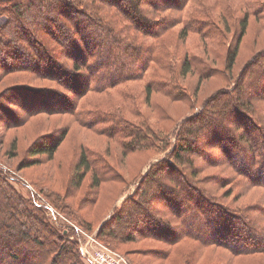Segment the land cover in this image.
<instances>
[{
    "label": "trees",
    "instance_id": "obj_1",
    "mask_svg": "<svg viewBox=\"0 0 264 264\" xmlns=\"http://www.w3.org/2000/svg\"><path fill=\"white\" fill-rule=\"evenodd\" d=\"M22 1L26 2L20 9ZM22 1L0 0V4H7L1 9L3 13L9 8L15 14L6 15L7 20L0 24V80L27 72L56 85L41 89L21 87L24 99L18 106L26 115L11 116L13 126L25 123L28 115L69 116L83 127L114 138L126 127L124 117L117 118L99 104L83 106L81 100L90 94L101 95L122 85L142 82L146 83L147 100L152 93H158L172 102H185L194 110L199 101L187 90L183 79L189 74L198 75V83L211 77L222 78L227 85L207 98L200 111L175 125L171 133L176 134L177 140L174 158L182 162L186 160L182 154L192 153L204 161L213 160L215 155L206 154L204 148L209 144L203 139L198 142L210 131L214 135L210 144L220 150L222 161L248 186L264 188V50L258 51L237 74L234 72L249 20L254 16L259 21L264 7H257L253 13L248 0H242L240 8L245 7V12L237 28L229 16L223 17L224 27L219 20L196 16L186 22L190 0ZM16 23L19 25L12 30L10 25ZM178 25L182 26L181 40L192 33L202 39L223 34L227 39L233 26L236 31L226 43L223 66L218 65L215 53L206 56L191 54L188 48L181 50V46L180 51L172 48L169 34ZM7 29L14 35L9 36ZM31 99L35 101L29 103ZM138 125L142 127L140 131L125 142V154L159 140L162 145L158 148H169V133L155 129L145 120ZM69 127L65 125L37 140L30 155L47 154L53 158ZM145 132L153 137L150 142ZM81 162L86 171L91 169L86 156L82 155ZM160 163L141 180L135 192L139 197L131 195L125 199L119 210L102 223L97 234L101 241L163 242L170 247L168 250H144L161 259L169 257L171 247L186 240L205 248H223L235 257L264 256V226H259L255 222L258 219L248 210L264 216L263 206L233 210L218 201L211 187H198L189 180L184 171L177 169L174 159L163 158ZM192 172L197 178L199 171ZM83 178L81 174L78 185ZM218 181L210 178L199 182L217 185ZM52 198L56 208L70 207L69 203H62L60 194ZM41 211L44 210L13 190L0 168V264H46L50 254L53 255L47 264H61L63 253L68 251L73 256V263L69 264L81 261L79 241L66 237L64 233L69 230L63 233L60 224L48 221L40 215ZM21 244L47 249L37 259L30 255L34 254L33 249L29 253L22 247L14 248Z\"/></svg>",
    "mask_w": 264,
    "mask_h": 264
},
{
    "label": "rangeland",
    "instance_id": "obj_2",
    "mask_svg": "<svg viewBox=\"0 0 264 264\" xmlns=\"http://www.w3.org/2000/svg\"><path fill=\"white\" fill-rule=\"evenodd\" d=\"M25 2H21L20 9L25 6ZM247 2L253 13L257 7H264V0H257V2L248 0ZM3 5L7 4H0V24L7 20L6 15H15L9 8L3 13L1 10ZM241 5L242 0H190L186 6L185 20L189 21L192 16L201 19L211 18L215 21L219 20L221 26L224 27L223 17L229 16L232 25L238 28L243 12H245V7L240 8ZM261 15L262 18H259V21L254 16H251L249 20L246 34L240 44L235 74L258 51L264 50V12ZM15 25L18 26L19 23L11 24L12 30L15 29ZM233 26L227 39L223 37V34L218 38L202 39L199 35L192 33L186 40H181L179 34L182 26L178 25L169 34V44L179 51L180 46L181 50L188 48L191 54L209 56L215 53L219 59L218 65L221 67L225 63L223 59L226 54V43L236 31ZM6 33L9 36L14 35L12 31L9 32V29L6 30ZM180 41L181 44H179ZM21 43L26 44L25 42ZM1 47L4 45L2 44ZM222 53L224 54L222 55ZM183 81L187 90L194 93L199 101L194 110L185 102H172L158 93H152L147 100L146 83L142 82L132 83L128 86L122 85L101 95L90 94L81 100L82 104H85L83 106L87 107L89 104L90 107L93 106L90 104H99L115 114L117 118L124 117L126 127H124L123 133L109 138L96 130L83 127L69 116L43 115L31 118L28 115L25 123L13 126L11 116L26 115V112L18 106L24 99V96L21 95V87L41 89L42 87L55 86L56 83L39 79L27 72L6 75L0 80V168H3L7 174V182L15 192L43 209L44 211H41L40 215H44L54 225L60 224L59 227L63 233L68 229L69 231L65 232L67 235L64 233L66 237L79 241L78 257L81 258V261L75 263L94 264L82 253L81 244L84 236L89 234L98 237L97 234L102 223L119 210L125 199L135 195L141 180L147 173L156 169L154 165H161L162 163L159 164V161L163 158L174 159L178 163L177 169L184 171L189 180L195 181L198 187H211V192L216 195L218 201L233 210L245 208V206L253 207L255 204L264 207V188L248 186L247 182L240 178L232 167L222 161L220 150L210 144L214 139L213 132L207 131V134L198 140V142H202L203 139L209 144L204 145V148L207 150L206 154L215 155L213 160L204 161L203 158L192 153L182 154L186 159L182 162L174 158L177 140L176 134L171 133H174L175 125L183 122L188 115L200 111L207 98L227 85L222 78L217 77H211L209 80L198 83L199 77L195 74H189ZM34 101L35 99H31L29 103ZM11 113L13 114L10 115ZM168 114L170 115L169 119ZM144 120L151 122L155 129H161L163 130L161 132L171 135L169 148L166 150H162V147L158 148L159 145H162L159 140L157 144H150L135 151L128 150V154H125V142L130 141L135 132L142 128L138 124ZM65 125L70 127L53 158H49L47 154L36 157L30 155L29 150L34 147L37 140L56 132L57 129ZM169 130L170 132H168ZM145 134L147 133L145 132ZM146 136L149 142L151 141L149 139H153L149 133ZM82 155L86 156L92 165L91 169L87 171L81 162ZM193 170L199 171L197 178L192 176ZM81 174H84V178L78 185ZM210 178L216 181L221 180L217 185L199 182L200 179L204 181V179ZM95 182L98 186H95ZM57 194H60L62 203L64 205L69 203L70 207H67L66 210L56 208L52 204V200H54L52 197ZM50 208L55 210L57 216L52 215ZM248 210L253 218L258 219L255 222L259 226H264V222L261 221H264V216H259L250 208ZM70 212L71 215L68 214ZM262 232L264 233L263 230ZM106 244L122 255L127 264H264V256L261 255L235 257L223 248H205L200 243L191 240L171 247L172 252L165 259L155 258L144 252V250L152 248L165 250L170 248L167 244L153 239L123 243L110 240ZM20 247L29 253L33 249L34 254L30 255H34L33 257H37V259H40L44 253L43 250L47 249V246L39 247L36 244L34 247L21 244L14 248ZM52 255L48 256L50 258L47 263ZM71 256V251L64 252L59 263H73V256ZM27 257L28 254L25 257L23 255V258Z\"/></svg>",
    "mask_w": 264,
    "mask_h": 264
},
{
    "label": "built area",
    "instance_id": "obj_3",
    "mask_svg": "<svg viewBox=\"0 0 264 264\" xmlns=\"http://www.w3.org/2000/svg\"><path fill=\"white\" fill-rule=\"evenodd\" d=\"M51 209V208H50ZM52 215L57 216L51 209ZM81 250L85 257L94 264H127L126 259L110 248L105 242L95 235L86 234L81 244Z\"/></svg>",
    "mask_w": 264,
    "mask_h": 264
}]
</instances>
